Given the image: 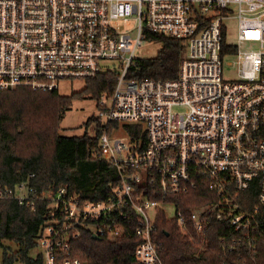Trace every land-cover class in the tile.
Returning a JSON list of instances; mask_svg holds the SVG:
<instances>
[{
	"label": "built area",
	"instance_id": "obj_1",
	"mask_svg": "<svg viewBox=\"0 0 264 264\" xmlns=\"http://www.w3.org/2000/svg\"><path fill=\"white\" fill-rule=\"evenodd\" d=\"M231 19L235 43L226 42ZM147 33L183 42L176 78H128ZM225 58L236 67L231 80L223 75ZM108 70L118 78L110 95L96 99L93 152L116 171L108 195L82 198L63 185L39 191L34 174L0 187V200L31 211L46 202L43 264H83L73 245L84 230L112 242L135 240L139 264H163L154 238L161 214L198 250L207 248L215 220L225 234L224 259L231 253L239 264H257L264 243V0H0V92L54 91L61 81ZM126 125L142 130L132 137ZM200 184L208 194L185 211V197Z\"/></svg>",
	"mask_w": 264,
	"mask_h": 264
},
{
	"label": "trees",
	"instance_id": "obj_2",
	"mask_svg": "<svg viewBox=\"0 0 264 264\" xmlns=\"http://www.w3.org/2000/svg\"><path fill=\"white\" fill-rule=\"evenodd\" d=\"M146 39L160 43V49L153 58H137L136 65L128 71V78H176L185 52L183 42L148 33ZM117 78L116 70L105 71L95 78L85 79V88L71 96H61L57 90L37 91L28 87L0 92V187L12 188L34 174L33 182L39 191L63 185L80 192L82 198H105L115 183L116 171L93 154L100 136L98 119L92 117L87 121L96 124L94 136L68 137L60 135L59 130L64 113L74 99L90 95L96 100L102 94L110 95ZM125 127L132 137L142 130L140 125ZM206 194V188L200 184L185 197V211L203 203ZM46 205L39 200L37 210L31 211L13 199L0 200V247L4 241L17 247L14 253L3 251L4 264L19 260L24 264H43L40 253L34 257L29 253L38 247L39 234L48 218ZM223 235L220 224L213 220L212 232L207 234L208 246L198 250L181 234L176 222L161 214L156 221L154 238L160 244L163 264H239L236 254H228V261L224 259L219 242ZM135 245V240L97 239L89 230H84L73 245V253L83 264H139L133 257ZM258 254L257 264H264V243L258 245Z\"/></svg>",
	"mask_w": 264,
	"mask_h": 264
},
{
	"label": "rangeland",
	"instance_id": "obj_3",
	"mask_svg": "<svg viewBox=\"0 0 264 264\" xmlns=\"http://www.w3.org/2000/svg\"><path fill=\"white\" fill-rule=\"evenodd\" d=\"M226 28V42L235 43L237 40L236 20H229ZM131 36L134 37L135 32H132ZM159 49L160 43L155 41H145L144 44L136 50L135 55L139 58H153L157 55ZM231 59L232 58H225L224 60L223 75L226 80H231L236 77V67L226 64L231 62ZM105 65L107 66L109 64ZM85 85L86 83L83 79L64 80L60 82L57 91L61 96H71L73 93L82 91L85 88ZM98 112L99 109L96 100L91 98L90 95H83L81 98L74 99L70 108L64 113L60 124L59 134L68 137L82 136L84 134L94 136L96 133V124L94 122L88 124L87 121L92 117H97ZM4 250H6L8 254L11 252L14 253L17 251V247L12 242L4 241L2 247H0V264H4ZM40 252L41 249L36 247L30 251L29 256L34 257ZM12 264L24 263L19 260L14 261Z\"/></svg>",
	"mask_w": 264,
	"mask_h": 264
},
{
	"label": "water",
	"instance_id": "obj_4",
	"mask_svg": "<svg viewBox=\"0 0 264 264\" xmlns=\"http://www.w3.org/2000/svg\"><path fill=\"white\" fill-rule=\"evenodd\" d=\"M93 237L99 239V238H98L97 236H95V235H93Z\"/></svg>",
	"mask_w": 264,
	"mask_h": 264
}]
</instances>
